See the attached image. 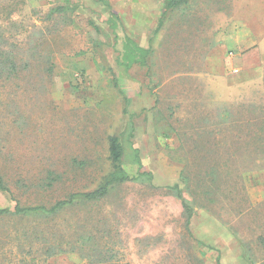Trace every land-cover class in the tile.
<instances>
[{
    "label": "rangeland",
    "instance_id": "1",
    "mask_svg": "<svg viewBox=\"0 0 264 264\" xmlns=\"http://www.w3.org/2000/svg\"><path fill=\"white\" fill-rule=\"evenodd\" d=\"M11 3L0 21L29 66L0 80V168L21 202L95 189L119 135L127 170L152 182L76 202L61 232L89 229L126 264H264V0H189L158 32L164 0ZM197 163L231 175L188 189L182 169ZM49 175L54 186L41 187ZM175 183L194 208L188 225ZM15 205L0 190V208ZM35 223L9 216L0 229ZM78 251L49 264H88Z\"/></svg>",
    "mask_w": 264,
    "mask_h": 264
},
{
    "label": "trees",
    "instance_id": "2",
    "mask_svg": "<svg viewBox=\"0 0 264 264\" xmlns=\"http://www.w3.org/2000/svg\"><path fill=\"white\" fill-rule=\"evenodd\" d=\"M12 0H0V20L4 21L14 17L17 12L15 4L11 3ZM189 0H164V10L158 22L155 32H158L164 24L166 15L173 11L175 8L187 3ZM69 9V8H68ZM60 10H66L65 5H59L51 9L49 14ZM0 21V80L7 81L17 76L21 68H27L29 61L19 57L16 53V46L6 36V29L4 24ZM148 54L149 49H145ZM46 61L51 62L50 57ZM144 64L145 61H144ZM251 121L248 120L247 124ZM224 123V121H223ZM263 128V126H262ZM241 135V134H240ZM238 137L242 139V135ZM264 136V135H263ZM260 139L264 137L258 136ZM125 151L122 139L119 135H111L109 137V160L110 169L103 178V180L93 190L88 191H75L70 193L66 198L59 199L51 204L22 203L19 196L10 186L4 173L0 168V190L10 195L15 201V209L12 210L8 207L0 208V219L9 216L17 217L21 221H30L31 219L37 221L33 225H21L13 232H7L5 229H0V259L12 264H49V260L59 254L73 253L80 250L81 256L87 259L88 264H126L121 260H113L117 255L115 251L111 252L105 245L94 243L91 230H84L77 238H73L72 234L67 235L60 230L58 217L61 213L73 207L78 201L91 202L101 199L105 196L111 188L116 184H120L129 180L148 181L152 182L153 174L149 171H139L136 175H132L125 167ZM197 160V159H196ZM135 161L140 163L139 154L135 149ZM187 168V166H186ZM186 168L182 169V179L188 189L191 188V180H197L199 192H211V186L215 185L220 180H223L226 174L220 167L210 166L203 173L199 164L197 163V170L200 171L196 174L195 170L187 171ZM189 169V168H188ZM56 177L49 175L48 179L40 185L41 187H53V181ZM205 188H203V187ZM176 191V195L182 198L183 214L186 217V223L194 213L191 201L183 196V189L179 183H175L169 187ZM195 193V192H194ZM39 220V221H38ZM40 225L46 226L40 229ZM79 240V241H78ZM77 241L80 245L77 244ZM9 245V246H8Z\"/></svg>",
    "mask_w": 264,
    "mask_h": 264
}]
</instances>
